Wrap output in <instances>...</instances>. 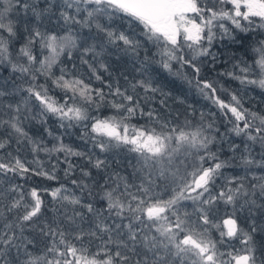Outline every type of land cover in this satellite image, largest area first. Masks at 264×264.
I'll return each mask as SVG.
<instances>
[{
	"label": "snow or ice",
	"instance_id": "obj_1",
	"mask_svg": "<svg viewBox=\"0 0 264 264\" xmlns=\"http://www.w3.org/2000/svg\"><path fill=\"white\" fill-rule=\"evenodd\" d=\"M254 36L253 64L234 59L217 75L264 90V0H0V69L11 73L0 79V264H264V114L201 76L218 61L214 43L247 54ZM74 51L86 75L63 67ZM123 57L140 79L121 71ZM153 65L173 76L190 69L187 83L231 128L222 133L215 114L173 122L145 111L164 95ZM101 107L113 114L94 115ZM138 118L145 123L131 124ZM74 128L86 150L64 143ZM61 162L65 177L80 171L73 187H26L58 180ZM237 168L243 175L228 174Z\"/></svg>",
	"mask_w": 264,
	"mask_h": 264
},
{
	"label": "trees",
	"instance_id": "obj_2",
	"mask_svg": "<svg viewBox=\"0 0 264 264\" xmlns=\"http://www.w3.org/2000/svg\"><path fill=\"white\" fill-rule=\"evenodd\" d=\"M137 32L140 31L139 28L135 29ZM87 30H85L86 32ZM256 37L254 36L251 41L245 46L247 48V54L245 52L244 47H240L239 44H232L228 41L223 43L217 42L213 44L212 51L213 53L218 55V61L215 65L213 71L209 72L208 68L205 67L202 72L201 76L207 78L208 80L215 81L218 84L224 86L228 92H236L241 98L245 101V107L250 108L253 111H258L264 114V90L260 89L256 85H241L238 81H235L227 76L220 77L217 75L219 72H226L233 70V62L235 60L243 59L247 61V63L251 66L253 64L254 53L252 48L256 46ZM155 49L150 50V54H155ZM258 58V57H255ZM63 61V67L67 68L69 71H74L78 75H86L87 68L86 66H81L80 61L78 59L77 53L73 52L72 60L69 61L65 57H61ZM75 63L77 67L75 69L72 68V64ZM121 64L125 65L121 68V71H125L127 73H131L129 79L131 80L133 77L135 79H140L141 76L138 72H132L134 64L130 57H123L121 58ZM175 70V66H174ZM258 71V69H256ZM55 71V69H54ZM183 72L186 74L185 76H173L167 73L166 71L160 69L158 65L152 66V79L157 87H159L164 95H161L160 92H157L154 96H152L151 100L147 103H142V107L147 110H155L162 119H167L169 121L175 122L178 119L180 122H183L185 119L191 121H199L200 114L203 113L206 117L210 114H215L213 119L216 122V125L220 128V131L223 133L226 130L231 128V125L228 121L231 117H224L221 111L212 103L211 100L202 96L199 91L196 89L195 84L187 83V80L192 79V72L190 69L185 68ZM57 74H59L57 72ZM11 75L10 71H4L0 69V79L8 78ZM107 78V77H106ZM253 78H255L253 76ZM121 84H124V81L121 80ZM93 86H99V82H94ZM105 91L107 89L105 88ZM138 94L143 97L144 93L137 89ZM217 95L223 99L227 100L228 96L226 92L221 91L218 89ZM58 98V97H57ZM163 101V103H161ZM94 115H98L100 117L109 116L113 114V111L110 108L101 107L98 113H93ZM145 123L144 119H134L131 121V124H143ZM48 127L51 128L54 133L61 134L64 133V129H60L57 126V122L52 117L48 118ZM26 130L30 132L31 135H36L37 133L43 134V129L41 125L37 122H29L26 125ZM3 131V129H0ZM71 135H64V143L71 145L73 148H77L79 150H86L85 143L79 139L81 135V130L78 128L71 129ZM45 135V139L48 140L49 146H51V138H48ZM236 143L240 142V138H235ZM90 146V145H88ZM16 148V145L13 144L9 151L13 152V155H16L17 152L13 151ZM96 155H99L102 159L105 158L106 155L100 153L99 150H95ZM22 159L27 158L29 161L32 160V155L26 149H21L19 152ZM123 155V153H121ZM40 159L45 163V168L48 167V161L46 160L44 154H40ZM73 163L78 164L80 167H83L85 171L89 170V167L86 166V162L78 157H70ZM60 160L63 161V155L60 156ZM55 163V160L52 161ZM66 167L65 164L62 162L57 165L58 171L57 176L58 180L56 181H48L44 178H37L32 177L31 182L26 185V187H51L55 188L58 187L60 184H67L68 187H73L70 184V180L74 178L80 177V171H77L69 177H65L63 174V169ZM229 175L240 174L243 175L241 169L237 168L234 171L229 170ZM93 175L95 176L96 173L93 170ZM99 179V177H96ZM16 183H23V180L19 177L15 180ZM84 183H89V178H83ZM98 191V190H97ZM79 195V193H77ZM47 202V198H46ZM99 206V205H97ZM225 209L222 207L220 212L217 213L216 223H221L222 219H226L227 216L225 215ZM230 211V209H227ZM259 219V214H257ZM243 218V217H242ZM213 235H216L214 233Z\"/></svg>",
	"mask_w": 264,
	"mask_h": 264
},
{
	"label": "rangeland",
	"instance_id": "obj_3",
	"mask_svg": "<svg viewBox=\"0 0 264 264\" xmlns=\"http://www.w3.org/2000/svg\"><path fill=\"white\" fill-rule=\"evenodd\" d=\"M219 224V223H218ZM224 230L226 231V226L224 227Z\"/></svg>",
	"mask_w": 264,
	"mask_h": 264
}]
</instances>
